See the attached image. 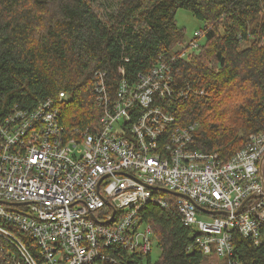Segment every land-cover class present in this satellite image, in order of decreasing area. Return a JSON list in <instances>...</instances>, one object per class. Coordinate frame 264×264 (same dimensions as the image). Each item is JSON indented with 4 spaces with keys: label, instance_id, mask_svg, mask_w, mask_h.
I'll return each mask as SVG.
<instances>
[{
    "label": "built area",
    "instance_id": "1",
    "mask_svg": "<svg viewBox=\"0 0 264 264\" xmlns=\"http://www.w3.org/2000/svg\"><path fill=\"white\" fill-rule=\"evenodd\" d=\"M199 37L133 83L118 81L114 95L96 73L94 133L67 138L58 121L65 93L32 110L14 108L0 122V264H124L147 256L155 245L150 225L140 223L148 203L174 206L198 233L201 252L227 264H237L233 232L259 244L264 132L221 162L194 149L196 123L178 126L166 111L191 94L178 88L173 64L198 49Z\"/></svg>",
    "mask_w": 264,
    "mask_h": 264
},
{
    "label": "trees",
    "instance_id": "2",
    "mask_svg": "<svg viewBox=\"0 0 264 264\" xmlns=\"http://www.w3.org/2000/svg\"><path fill=\"white\" fill-rule=\"evenodd\" d=\"M102 5L0 0V122L14 108L32 110L65 93L58 121L67 138L94 133L101 116L96 73L104 75L111 96L121 79L133 83L162 57L188 48L175 24L177 10H185L202 24L198 49L173 68L178 88L191 94L170 101L166 111L178 126L196 123L194 149L221 162L242 150L250 135L264 132V0H117L106 14ZM141 217L155 237V264L209 260L174 206L148 204ZM232 247L237 264H264V227L258 245L233 232ZM149 256L123 263L143 264Z\"/></svg>",
    "mask_w": 264,
    "mask_h": 264
},
{
    "label": "rangeland",
    "instance_id": "3",
    "mask_svg": "<svg viewBox=\"0 0 264 264\" xmlns=\"http://www.w3.org/2000/svg\"><path fill=\"white\" fill-rule=\"evenodd\" d=\"M99 1L105 4V6L102 5L101 8L103 9L101 11L103 14L111 12V10L114 9L115 3L117 2V0H99ZM175 21H176L175 24H177L178 28L184 32V40L182 42L184 47L188 44V42H190L193 38H195V33L199 32L200 29H202V24L199 23V21H197L188 11L185 10H177L175 14ZM203 42L204 41H202L201 43L203 44ZM199 218L206 219L204 216H199ZM158 259H159V251L156 245H153L152 251L149 256V262L145 259L143 260V264H155L158 261ZM204 264H227V262L225 260H222L221 258L220 259L217 258L216 256H211L209 260L206 261Z\"/></svg>",
    "mask_w": 264,
    "mask_h": 264
},
{
    "label": "water",
    "instance_id": "4",
    "mask_svg": "<svg viewBox=\"0 0 264 264\" xmlns=\"http://www.w3.org/2000/svg\"><path fill=\"white\" fill-rule=\"evenodd\" d=\"M263 158L261 159L260 161V164H259V176H260V181H261V184H262V192L264 193V156H262Z\"/></svg>",
    "mask_w": 264,
    "mask_h": 264
},
{
    "label": "bare ground",
    "instance_id": "5",
    "mask_svg": "<svg viewBox=\"0 0 264 264\" xmlns=\"http://www.w3.org/2000/svg\"><path fill=\"white\" fill-rule=\"evenodd\" d=\"M42 102H44V101H42ZM42 102H40L39 104H41ZM39 104H38V105H39ZM38 105H37V106H38ZM154 191H156V190H154ZM154 195H156V193H154ZM148 204H152V203H148ZM148 204H147V205H148ZM147 205H146V206H147ZM152 205H153V204H152ZM155 206H156V205H155ZM157 207H158V206H157ZM144 208H145V207H144ZM142 222H143V221H142V219H141V220H140V223H142ZM150 253H151V252H150Z\"/></svg>",
    "mask_w": 264,
    "mask_h": 264
},
{
    "label": "crops",
    "instance_id": "6",
    "mask_svg": "<svg viewBox=\"0 0 264 264\" xmlns=\"http://www.w3.org/2000/svg\"><path fill=\"white\" fill-rule=\"evenodd\" d=\"M211 257V256H210Z\"/></svg>",
    "mask_w": 264,
    "mask_h": 264
}]
</instances>
